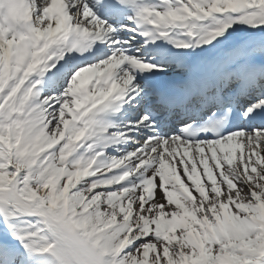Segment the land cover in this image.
<instances>
[{"label":"snow or ice","instance_id":"1","mask_svg":"<svg viewBox=\"0 0 264 264\" xmlns=\"http://www.w3.org/2000/svg\"><path fill=\"white\" fill-rule=\"evenodd\" d=\"M0 264H264V0H0Z\"/></svg>","mask_w":264,"mask_h":264}]
</instances>
